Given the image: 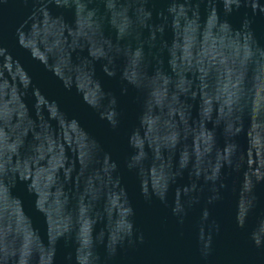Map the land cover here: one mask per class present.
I'll use <instances>...</instances> for the list:
<instances>
[{
  "label": "water",
  "instance_id": "1",
  "mask_svg": "<svg viewBox=\"0 0 264 264\" xmlns=\"http://www.w3.org/2000/svg\"><path fill=\"white\" fill-rule=\"evenodd\" d=\"M0 264H264V0H0Z\"/></svg>",
  "mask_w": 264,
  "mask_h": 264
}]
</instances>
